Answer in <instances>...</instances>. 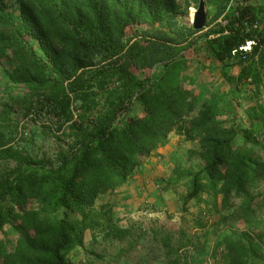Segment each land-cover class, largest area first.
Masks as SVG:
<instances>
[{"label":"trees","instance_id":"obj_1","mask_svg":"<svg viewBox=\"0 0 264 264\" xmlns=\"http://www.w3.org/2000/svg\"><path fill=\"white\" fill-rule=\"evenodd\" d=\"M180 1L18 0L15 14L0 0V59L9 51L15 64L3 69L6 92L22 86L28 121L66 139L51 162L11 145L0 127V264H72L86 231L122 239L126 232L114 223L111 206L97 202L127 184L172 133L193 144L198 164L184 168L173 159L164 179L172 187L184 182L182 210L205 196L209 212L229 213L237 200L245 231L224 237L222 263L264 264L254 235L261 223L251 208L264 180L256 152L264 144V116L248 114L254 130L225 126L223 101L198 105L182 78L184 53L199 45L231 94L247 83L259 90L264 29L252 26L263 17L240 2L221 24L230 0H206L215 13L194 31L176 26ZM247 39L256 40L251 52L232 55ZM182 239L179 248L191 246L184 233Z\"/></svg>","mask_w":264,"mask_h":264},{"label":"rangeland","instance_id":"obj_2","mask_svg":"<svg viewBox=\"0 0 264 264\" xmlns=\"http://www.w3.org/2000/svg\"><path fill=\"white\" fill-rule=\"evenodd\" d=\"M3 1L17 14L18 0ZM203 1L206 9V0ZM198 3L199 0L179 2L176 26L191 27V17ZM184 55L186 70L182 74L183 86L198 101V105L212 98L223 101L219 104V120L223 125L254 130L251 127L254 119L248 114L264 116V74L259 90H251L247 83L246 88L235 96L230 93V85L219 77L217 68L204 58L199 45ZM11 56L8 51L6 57L0 59L1 132L12 139L11 145L20 147L31 157L54 162L59 150L66 145V139L62 138L64 140L60 142L57 137L62 135L55 136L50 130L27 120L28 99L23 97L25 90L22 86L16 87L10 94L6 92L8 87L3 69L9 66L12 67L10 70L15 68V64H11ZM10 98L18 101H11ZM138 110V106H135L131 112L137 113ZM20 127L27 131L28 137L15 141ZM193 149V144L184 142L183 138L172 133L168 143L153 152L127 184L103 196L97 205H110L114 223L126 234L122 239H104L99 231H86L84 247L75 249L70 256L72 264H170L173 260L176 264L187 261L192 264H223L225 247L222 240L233 233L245 231L243 214L237 210L239 202L233 200L236 206H232L229 213L215 214L207 210L210 206H204L201 201L205 196H201L200 200L189 202L184 211L181 204L186 193L184 182L175 187L164 183L173 159L184 168H197L198 164L190 153ZM256 152L264 161V144ZM255 191L257 197L251 208L253 216L261 224L254 235L262 244L264 253V180ZM198 223H203L204 227L196 228ZM155 232L157 242L153 237ZM183 233L185 239L193 241L191 246L181 249L179 245L183 241ZM162 239H167L170 244L163 246Z\"/></svg>","mask_w":264,"mask_h":264},{"label":"crops","instance_id":"obj_3","mask_svg":"<svg viewBox=\"0 0 264 264\" xmlns=\"http://www.w3.org/2000/svg\"><path fill=\"white\" fill-rule=\"evenodd\" d=\"M240 2H244L245 4L247 5H250L252 7H255L258 12H259V15L262 16L263 20H262V23L260 25H258L260 28L262 27V29H264V0H230L225 11L222 13V15L217 19L216 22L218 23H221V24H224V22H222V17L223 15L227 12L228 8L230 6L234 7L237 3H240ZM206 15H207V19H206V24H207V21H208V18H211V15L213 14V12L215 13L214 9L211 7V6H206ZM205 31V30H204ZM203 31V32H204Z\"/></svg>","mask_w":264,"mask_h":264},{"label":"built area","instance_id":"obj_4","mask_svg":"<svg viewBox=\"0 0 264 264\" xmlns=\"http://www.w3.org/2000/svg\"><path fill=\"white\" fill-rule=\"evenodd\" d=\"M252 27L255 29V28L258 27V24L255 23ZM255 45H256V40L255 39H247V40H245V42L240 47H238L237 50H233L231 52V54L235 55L236 53H240L242 55H247V54H249L251 52V50L253 49V47ZM31 117L34 118V115L33 114L30 115V118ZM27 137H28L27 131L24 128L20 127L19 133H18L15 141H18L20 139H24V138H27Z\"/></svg>","mask_w":264,"mask_h":264},{"label":"water","instance_id":"obj_5","mask_svg":"<svg viewBox=\"0 0 264 264\" xmlns=\"http://www.w3.org/2000/svg\"><path fill=\"white\" fill-rule=\"evenodd\" d=\"M206 11L203 0H199L198 7L193 13L191 27L194 31H202L206 25Z\"/></svg>","mask_w":264,"mask_h":264},{"label":"bare ground","instance_id":"obj_6","mask_svg":"<svg viewBox=\"0 0 264 264\" xmlns=\"http://www.w3.org/2000/svg\"><path fill=\"white\" fill-rule=\"evenodd\" d=\"M192 16H193V14H192ZM191 19H192V17H191Z\"/></svg>","mask_w":264,"mask_h":264}]
</instances>
